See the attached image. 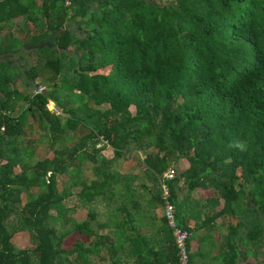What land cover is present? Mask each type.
<instances>
[{
  "label": "trees",
  "instance_id": "16d2710c",
  "mask_svg": "<svg viewBox=\"0 0 264 264\" xmlns=\"http://www.w3.org/2000/svg\"><path fill=\"white\" fill-rule=\"evenodd\" d=\"M73 20L81 33L64 26ZM23 43L35 46L0 60V264H174L168 166L187 264L264 259V0H0V54ZM21 75L43 88L21 92ZM130 151L140 175L111 168ZM179 179L210 195L180 210ZM187 217L222 230L193 245ZM141 218L157 226L140 232ZM20 231L29 246L10 240Z\"/></svg>",
  "mask_w": 264,
  "mask_h": 264
},
{
  "label": "rangeland",
  "instance_id": "374dc122",
  "mask_svg": "<svg viewBox=\"0 0 264 264\" xmlns=\"http://www.w3.org/2000/svg\"><path fill=\"white\" fill-rule=\"evenodd\" d=\"M67 2V0H66ZM18 20V17H15L13 18V21H16ZM3 31H6L5 29H3ZM52 35L50 34L49 36H47V38L43 39V40H40L36 45L38 44H48L49 40L51 39ZM35 45H29V44H25L23 43V47L21 48H17V49H12L11 51H8V52H5V53H2L0 54V57H4L5 60L9 63H14L16 62L15 61V56L18 52H26L24 51L25 49L26 50H29V51H32L33 50V47ZM69 53L71 54L72 51L70 50ZM31 56L29 55V60L33 63L34 62V58L33 56L36 55V53H32L30 52ZM6 55V56H4ZM24 53L21 54V58L19 60H26V58L24 57ZM33 55V56H32ZM31 57V58H30ZM43 74L44 73H47L46 70L44 69V71L42 72ZM19 74H22L21 72H19ZM22 77H24L23 75H21ZM25 79V78H24ZM26 80V79H25ZM36 82H38L39 79L35 78L34 79ZM34 80L32 79H29L27 78V86L29 87V91L30 92H33V91H36L37 88H39V90H41L43 87L41 85V83H38L37 86H35V83H34ZM21 92L24 91L23 88L20 89ZM52 101H47L46 102V107L48 108H52L53 105L51 104ZM129 108H132V106H129ZM32 136L36 137L37 135L36 134H33ZM98 145H100V143H98ZM40 147L39 146V149H37L31 156H29L27 158V164H31L33 163L37 158H39L41 155V150H40ZM101 150H100V153L103 154L104 156H109L110 155V151H108L110 148L105 144L103 143V145H101L99 147ZM47 153V152H45ZM142 157V153L138 152V151H130L128 153H126V155L122 156V157H119L117 159L114 160V162H112V167L113 169L119 171V172H137V174H142L141 172V168H142V163L140 162V159ZM178 167L182 168L186 165V162L181 159L178 161L177 163ZM89 166H90V162L89 161H82L81 163V168L86 171L87 170V174H89L90 172L89 171ZM18 166H14L13 167V171H17L18 170ZM178 168V169H180ZM61 178L62 176H58V182H57V187H60V181H61ZM147 182V181H146ZM147 185L149 187H152V183L150 181L147 182ZM191 196H195V193L193 191L190 192ZM21 197L22 199H26L28 198V194H24L22 193L21 194ZM202 211V210H201ZM85 214V208L84 207H77L76 208V211L74 212V218L76 219H79L81 217H83ZM201 212H200V216H201ZM98 218H101V217H98ZM10 240L12 241V243L18 247H24V246H29L30 245V241L28 240V234L26 231H20V232H15L13 233V235L11 236ZM219 242V241H217ZM213 251V250H212ZM262 259V258H261ZM194 262H195V259H194ZM250 262V261H248ZM253 263V262H252ZM251 264V263H249ZM255 264V263H254Z\"/></svg>",
  "mask_w": 264,
  "mask_h": 264
},
{
  "label": "crops",
  "instance_id": "0c3cea01",
  "mask_svg": "<svg viewBox=\"0 0 264 264\" xmlns=\"http://www.w3.org/2000/svg\"><path fill=\"white\" fill-rule=\"evenodd\" d=\"M13 21V20H12ZM77 23H78V20H73V21H69V22H65V25L64 26H66V27H68L69 29H71V30H73V31H75V32H77V33H81V30H79L78 28H77ZM51 35H52V32L50 33ZM47 38V36L45 37V39ZM52 38H53V35H52V37H51V39L49 40V42H48V46H50V43H51V41H52ZM44 39V38H43ZM43 39H41V40H43ZM4 56H6V55H4ZM0 60H5V58L4 57H0ZM11 64V63H10ZM18 76H20V75H18ZM24 78V77H23ZM27 80V79H26ZM24 81L23 82V85L25 86V87H22L21 85H22V82H19L18 84H17V87L19 88V89H21V88H26V89H28L29 90V87L27 86V81ZM49 101H51V100H49ZM13 103H14V110H12V113H16V112H18L19 111V105H20V102L19 101H17V100H14L13 101ZM32 137H34V136H32ZM46 152H48V151H46ZM45 154H47V153H45ZM119 173H125V174H137V172H119ZM148 182V181H147ZM147 182L145 183V188L147 189V190H151L150 188L151 187H149L148 185H147ZM176 186H175V191H176V199L177 200H179L180 201V204L178 205V208L180 209V210H185V209H187L188 208V205H189V201H192V202H194V201H199V202H202V201H204L206 198H208V196L210 195L209 194V189H201L200 187L198 188V187H196V188H192V189H187L186 187H185V185H184V183L182 182V180L181 179H179V181L178 182H176V184H175ZM72 188H75V189H77L78 187H72ZM117 188H119V185L117 186H113V190H115L116 191V189ZM191 191H193L194 193H195V196H191V194H190V192ZM70 198V197H69ZM66 205L67 206H70L71 205V200L69 199V200H67V203H66ZM126 207H127V209H129V205H128V202H126ZM161 206H159V205H156L155 207H154V209H153V214H155V215H159V214H161ZM141 209H142V211H141V214H144L145 215V207H144V205H143V203L141 204ZM75 211H76V209H75ZM148 213V212H147ZM216 221H219L220 219L219 218H216L215 219ZM153 222H148V220H145L144 218H141L140 220H136V225L138 226V228H139V230H140V232H145V230H147V226L149 227V224H150V227H152V226H157V222H158V219L156 220V219H154V220H152ZM186 224H187V226H189L190 228H194V230H195V232H196V235H194L192 238H191V244H193V245H196V241L195 240H198V236H201L202 234H204L205 235V233H207V235H216V234H219V232L222 230V228L221 229H218L219 231L217 232L216 230H214V229H209V230H206L205 228H204V226H201V227H199L197 224H195V222H194V219H192L191 217H187L186 218ZM160 235L159 237H160V245H161V233H160V231H157L156 233H155V237L156 236H158V235ZM154 236V235H153ZM216 243H217V241H218V239L216 238ZM215 243V244H216ZM163 244L165 245V241L163 242ZM207 246V245H206ZM205 249H207V247H204V245H202V250H205ZM208 252L211 254H213V251L212 250H210V249H208ZM210 263H214L215 262V259L214 258H212V259H210ZM248 261H250V262H248ZM201 262V260L199 261V260H197L196 261V263H200ZM253 262V263H252ZM203 263V262H202ZM245 263L246 264H249V263H251V264H264V259H261V258H258V260H256V261H253L251 258H248L247 260H245Z\"/></svg>",
  "mask_w": 264,
  "mask_h": 264
},
{
  "label": "built area",
  "instance_id": "2783aa9c",
  "mask_svg": "<svg viewBox=\"0 0 264 264\" xmlns=\"http://www.w3.org/2000/svg\"><path fill=\"white\" fill-rule=\"evenodd\" d=\"M66 2V0H65ZM39 91V88L36 89ZM174 167L168 166L163 172H161V181H160V196L163 201L164 213L166 216L167 224L172 230V235L174 242L177 247V261L174 264H187V253L184 250L183 240L185 238L186 232L184 229H180L173 221V205L167 201L168 190L165 183V178L170 179L174 175ZM163 264H170L168 261Z\"/></svg>",
  "mask_w": 264,
  "mask_h": 264
},
{
  "label": "clouds",
  "instance_id": "9594fccd",
  "mask_svg": "<svg viewBox=\"0 0 264 264\" xmlns=\"http://www.w3.org/2000/svg\"><path fill=\"white\" fill-rule=\"evenodd\" d=\"M64 3H67V2H65V0H64ZM51 104H52V102H51Z\"/></svg>",
  "mask_w": 264,
  "mask_h": 264
}]
</instances>
